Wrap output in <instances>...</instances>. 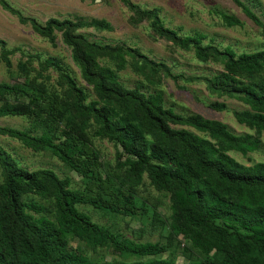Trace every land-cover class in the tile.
Masks as SVG:
<instances>
[{
  "label": "trees",
  "instance_id": "16d2710c",
  "mask_svg": "<svg viewBox=\"0 0 264 264\" xmlns=\"http://www.w3.org/2000/svg\"><path fill=\"white\" fill-rule=\"evenodd\" d=\"M121 1L135 15L147 18L156 35L177 48L192 50L199 61L220 58L224 72L212 81L217 91L241 100L248 110L234 113L235 120L264 134V77L248 83L237 80L240 75L254 80L264 74V50L236 54L226 47L218 51L203 45V34L179 36L165 27L156 13L141 11L128 0ZM232 1L261 29L264 38V24L259 18L240 0ZM0 6L50 42L55 40V32H60L96 97L86 102L85 92L51 58L39 61L38 70L53 68L58 73L63 96L48 94L46 89L0 85V99L25 97L28 117L42 128L39 136H32L26 131L0 127V135L17 139L32 151H49L87 186V192L71 188L70 180L59 178L52 170L28 171L0 147V264H174L163 259L94 261L70 246L71 239L79 238L93 246L110 245L123 256L140 258L161 253L157 243L121 239L77 208L89 205L104 213L132 216L137 206L121 189L139 186L144 177L155 190L169 194L170 230L206 256L186 264H264V163L245 166L229 155L255 151L256 139L234 135L223 123L198 114H177L164 106L160 93L124 87L117 73L99 62L101 56H108L117 70H123L126 55L142 57L137 51L92 43L76 32L81 23L49 19L41 25L21 15L5 0H0ZM219 17L226 27L240 25L235 16L220 13ZM94 26L109 29L105 23ZM12 53L3 48L0 63L9 67ZM150 68L170 75L162 64H150ZM17 69L26 78L31 71L28 61L19 62ZM210 108L223 110L224 105ZM20 115L17 105L0 106V117ZM77 119L91 121L96 136L116 143L115 164L122 173L118 182L102 172L100 155L88 143L83 127L76 126ZM30 195L49 200V205L26 201ZM160 219L157 212L152 213L153 222Z\"/></svg>",
  "mask_w": 264,
  "mask_h": 264
},
{
  "label": "rangeland",
  "instance_id": "374dc122",
  "mask_svg": "<svg viewBox=\"0 0 264 264\" xmlns=\"http://www.w3.org/2000/svg\"><path fill=\"white\" fill-rule=\"evenodd\" d=\"M12 8L24 17L35 19L43 25L49 19L69 20L81 23L76 30L87 40L100 46L131 48L142 57L125 56L127 62L123 70H117L108 56H101V65L110 66L119 81L126 88L139 87L145 93H160L163 104L182 116L198 114L209 120H216L227 126L237 136L250 135L258 141L255 151L242 155L230 152L237 162L251 166L264 163V134H258L239 124L234 113L247 111L248 107L236 97H228L217 91L212 82L224 72L220 58L199 61L192 50H182L171 42L156 35L150 21L141 18L121 0H5ZM139 10L154 12L162 20L165 27L173 29L179 36L192 35L199 32L205 36L203 45L215 47L222 51L230 47L236 54L254 53L264 50V38L261 29L254 25L232 0H128ZM264 24V0H240ZM220 13L235 16L240 25L226 27L219 17ZM96 23H105L109 29H100ZM0 55L3 48L13 51L10 55V66L0 63V85L6 87L20 86L26 90L46 89L48 94L63 96L58 81V73L49 68L40 71L39 61L51 58L57 60L64 71L70 74L74 82L87 95L86 102L96 100L92 85L82 77L79 66L74 62L70 48L62 41L61 33L55 32V40L50 42L33 31L30 25L22 24L17 17L0 6ZM146 61H145V59ZM28 61L30 73L22 75L17 69L19 62ZM150 64H162L169 69L170 75L164 71L155 73ZM264 74L254 77L237 76L243 83L260 81ZM4 103L17 105L22 115L16 117H0V127L26 131L32 136H39L41 126L28 117V101L25 97L5 96L0 99ZM211 105H224L223 110H214ZM67 122V121H66ZM77 127H83L88 143L100 155L102 172L114 176L115 182L122 177L121 170L115 164L114 141L96 136V127L91 122L75 121ZM0 147L8 152L18 165L28 171L48 169L59 178L70 180L71 188L87 192L84 179L63 165L49 151H32L24 147L20 141L9 136L0 135ZM2 174L0 169V183ZM119 189H121L119 187ZM137 206L132 216L115 215L101 212L89 205H78L79 211L87 214L99 225L109 227L121 239L135 243H157L161 253L150 257H134L121 255L110 245L93 246L79 238L70 240V246L80 249L94 261H143L163 259L174 264H186L199 261L206 256L194 249L189 240L174 234L169 228L170 197L168 193L153 188L149 180L139 186L125 188ZM89 192V190H88ZM90 193V192H89ZM49 205V200L30 195L26 201ZM157 212L162 222H153L152 213ZM211 253H213L211 251Z\"/></svg>",
  "mask_w": 264,
  "mask_h": 264
}]
</instances>
